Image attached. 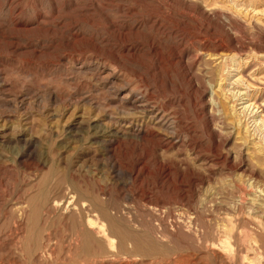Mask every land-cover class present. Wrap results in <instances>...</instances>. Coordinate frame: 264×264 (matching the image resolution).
<instances>
[{
    "label": "rangeland",
    "instance_id": "1",
    "mask_svg": "<svg viewBox=\"0 0 264 264\" xmlns=\"http://www.w3.org/2000/svg\"><path fill=\"white\" fill-rule=\"evenodd\" d=\"M150 39L154 54L143 46ZM199 43L238 47L232 58L205 61L213 76L203 95L164 58L175 50L185 61ZM263 54L264 0H0V264H214L206 248L217 237L221 192L228 207L242 201L244 219L254 193L245 185L249 171L264 187V152L249 144L264 145L253 127L261 107L240 111L264 103ZM211 95L221 115L213 121L201 110ZM145 97L176 113L157 126L158 141L133 130L141 115L132 103ZM130 120L112 154L90 140ZM221 151L246 166L221 170ZM85 184L133 236L151 242L152 258L78 253V213L51 200Z\"/></svg>",
    "mask_w": 264,
    "mask_h": 264
},
{
    "label": "bare ground",
    "instance_id": "2",
    "mask_svg": "<svg viewBox=\"0 0 264 264\" xmlns=\"http://www.w3.org/2000/svg\"><path fill=\"white\" fill-rule=\"evenodd\" d=\"M239 43L237 46H240ZM214 45L215 46L211 47L207 43H199L197 47L192 48L190 50H185L184 51L185 56H187L185 58V61L182 60L183 55L179 51L177 52L175 50L168 52L166 57L164 58L165 61H167V63L170 65L179 63L181 65V69H180L181 72L179 73L180 77L187 82L190 90L200 89L199 90L200 94L203 95V93H206L209 87L211 88L210 77L213 76V72L211 71V69L205 67L204 65L206 64L205 61L211 59L218 60L220 58H226L224 56L227 55H229V57L232 58L235 54L230 51H234L236 48H238V47L234 48L232 45L230 46V48L229 47L224 48L221 43H215ZM143 46H145L150 52H152V54H154L155 51L158 49L157 44H155L151 39L149 41L147 40V42H145ZM123 47L125 48L126 51L127 50L132 51L131 52L132 54L135 51L138 52L137 49L133 46L127 49L126 43H124ZM254 49L256 48H253V50ZM239 50L241 51L240 48L238 49V51ZM195 61H197L196 68H194L195 70H192L191 65ZM232 63H234V61ZM218 72L217 74H219ZM217 76L219 77L218 80L221 81L222 80L221 76L220 75ZM240 78L241 76L239 75L236 77L235 80H240ZM218 84L219 83H217V85ZM219 87L220 84L218 85V88ZM221 92H223V89L221 90ZM211 94L213 95L214 91L213 92L211 91ZM212 95L211 97L209 96L208 98H206L204 102H201L202 105L201 110L203 112L208 113L207 117L209 121H213V119L217 120L221 118L219 102L217 101L216 97H213ZM145 98L134 100V103H132L133 109H137L141 115V121L138 127H136L133 130L135 131V135L138 136L140 139H142V141L146 140L147 139L146 137L158 141L160 139L159 138L160 127L157 128V126H164V125L169 126L171 123H173V121L177 119L176 113L172 112L171 110H167V111L165 109L162 110L159 106H156L155 104H149L150 103L149 98L146 99ZM201 99H203V96H201ZM167 101L168 102L171 101L170 97L167 98ZM206 104H210L209 111L204 110ZM251 104L252 106L254 105L257 107H261L260 110L261 113L258 114L260 125L258 124L257 126H253V127H255L258 131H260V134L263 133L264 135V128L261 129L262 125L264 124V103L259 104L255 100L253 102L246 103L243 106H241L240 108H242V110L240 111L241 113L247 112ZM153 108H156L155 109L156 111L153 112L152 111ZM146 114L148 119L144 120L143 117ZM252 121L255 122L256 124L255 118L252 119ZM131 126H132V121L130 120L127 124H125V126L122 129L119 128L116 129L117 128L116 127L115 131L102 130V131L92 132L90 134L91 135L90 140L91 141L94 140V142H96L99 146L103 148L104 153L110 155L113 153V151H111L110 149L112 147L113 140L115 141V138L119 133L123 135L128 133L129 129L126 128L127 127L129 128ZM250 135L251 134H248V137H250ZM103 137H105V139ZM254 139L255 138L250 139L251 140L249 143L251 144L250 147L255 151H259L261 153L264 152V145H262L259 139L256 141ZM161 143L160 142L157 143L158 145L157 148L162 152L167 151V147H168L167 143L164 142ZM229 154L230 153H228L227 151L225 152L221 151L217 153V158L220 159V163H221L220 166L221 170L228 169L230 171L232 169H236L235 167L243 166L241 164H244L243 163L244 159H241L240 164L238 163L237 166L234 164V162L238 157L232 155L230 159ZM146 156H148L147 153L145 154V157ZM162 161L164 160L162 159ZM158 162H161V160L160 161L158 160ZM169 165L170 163H167L163 167H169ZM227 165L228 167H225ZM186 167L188 166L186 165ZM241 171L243 172V169ZM258 178L259 176L256 172L249 171L248 177L245 181V185L247 186V188L253 189L254 193L251 196V204L249 203L250 207L247 213L248 215L247 217H244V219H242L239 216V211L241 209L240 204L242 201L240 199L234 200L231 205L232 207L231 206L228 207L227 206L228 203L225 202L227 200L223 195L224 192L223 191L221 192V195L219 196V200H218L219 203L218 208L220 209V211L218 217L219 218L218 225H216L217 237L215 238L216 240L210 243V246L209 245L207 246L206 248L207 250L205 249L208 252V255L213 258L211 259V261L213 260L214 264H264V187L262 186H261L262 188L259 187V185L257 184ZM229 183L231 188L235 189V186H237L235 185L234 180H231V182ZM69 188L70 190L65 198L53 199L51 201L53 207L55 206L57 207L60 204H63L62 208H71L73 212L78 213V217L80 220L79 224H81V227L79 229V236H81V244L78 250L79 254H82L84 257L89 255H97L106 258L118 257L121 259L126 257L152 258V255L156 253V250L152 247L150 241H147V239H145L143 236L140 237L133 236L134 234H132L130 230L126 229L123 226L124 224L122 225L120 221L117 218H115V216L112 215V213L110 212L109 205L106 206V203L104 201H99V202L95 201L92 198L93 196L91 194L92 192L90 191V188L86 184L79 186L78 190H75L73 185H71V187ZM90 247H94V249L92 250L90 249ZM91 250L94 252H91ZM178 262L180 264H194L193 262L191 263V260L188 258L185 259L184 262L181 259L179 261L175 260L174 263H178ZM164 264H170V261H164Z\"/></svg>",
    "mask_w": 264,
    "mask_h": 264
}]
</instances>
